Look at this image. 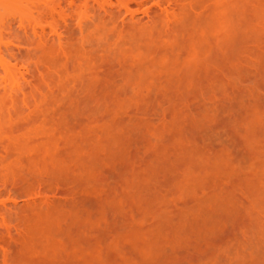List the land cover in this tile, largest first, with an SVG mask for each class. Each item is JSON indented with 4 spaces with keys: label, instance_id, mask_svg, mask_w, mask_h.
I'll list each match as a JSON object with an SVG mask.
<instances>
[{
    "label": "rangeland",
    "instance_id": "374dc122",
    "mask_svg": "<svg viewBox=\"0 0 264 264\" xmlns=\"http://www.w3.org/2000/svg\"><path fill=\"white\" fill-rule=\"evenodd\" d=\"M75 1L0 0V264H264V0Z\"/></svg>",
    "mask_w": 264,
    "mask_h": 264
},
{
    "label": "bare ground",
    "instance_id": "6f19581e",
    "mask_svg": "<svg viewBox=\"0 0 264 264\" xmlns=\"http://www.w3.org/2000/svg\"><path fill=\"white\" fill-rule=\"evenodd\" d=\"M59 1H61V0H48V1H46L45 0V4L47 5L48 4V6L50 7V9L49 10H51V11H55V13H56V11H59L58 9L59 8H61L60 10L61 11H59L58 12V14L59 13H61L62 11H63V7L61 6L62 4L60 3V5H59ZM76 3V1L75 0H70V4L72 5L71 7H73V5ZM32 4H34V3H32ZM51 5H52V7H51ZM34 6H35V4H34ZM28 7V6H27ZM49 7H47L46 6V8H49ZM125 7H127L126 9L128 10V6L126 5ZM30 9H34V7H32L31 5H30V7H29ZM36 8H38L37 6H36ZM54 13V14H55ZM35 33H38V32H35ZM37 36V35H36ZM38 36H39V34H38ZM40 37V36H39ZM41 38H44V36L42 35V37Z\"/></svg>",
    "mask_w": 264,
    "mask_h": 264
}]
</instances>
